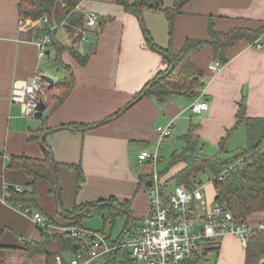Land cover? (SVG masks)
Here are the masks:
<instances>
[{"label": "crops", "instance_id": "0c3cea01", "mask_svg": "<svg viewBox=\"0 0 264 264\" xmlns=\"http://www.w3.org/2000/svg\"><path fill=\"white\" fill-rule=\"evenodd\" d=\"M138 1L128 0L130 3ZM161 1L164 7L172 6L173 0ZM17 2L0 0V264H54L56 255L63 264H69L78 247L74 251L66 249L55 253L57 242L51 240L45 247L50 253L48 257L42 252L30 254L27 247L32 241H40L43 232L61 233V228L73 221L64 212L72 211L75 205L110 197L120 203L128 201L127 211L111 224L114 227L119 217L126 216L122 231L112 238L103 230L110 241L125 235L129 227L138 226L147 208L145 183L153 170L148 161L140 162L138 155L155 149L157 126H171V135L163 141L156 164L158 173H162V182L171 191L176 184L169 177L181 164L165 172L166 164L173 151L185 146L182 137L190 129L198 139L197 146H201L203 140L202 146L205 141L211 146L218 144L219 151L226 153L232 147L246 145L245 125L236 118L241 103L246 117H264L263 36L258 39L263 43L259 48L244 40L228 48L226 62L213 73L207 69L217 56L214 57L212 48L205 45L199 51H191V62L201 70L195 95L174 94L163 104L151 96H143L102 123L132 101L136 93L166 67L162 54L147 45L144 30L156 47L170 48L177 54L187 39H206L210 22L220 32L264 27V0H189L174 17L171 33L162 12L143 7L141 16L137 17L117 0H80L76 10L94 11L100 17L96 28L85 30L86 40L81 39L79 45L82 52L89 47L94 51L85 65H79L66 50L60 54V60L73 75L72 88L55 109L50 111L46 107L42 117L34 121H26L32 119L22 117L20 105L11 100L13 83L41 75L42 62L35 44L38 24L27 20L19 23ZM61 7L60 2L55 3L54 19ZM60 32L67 40L63 31ZM48 50L46 56L53 54L51 48ZM60 76L61 72L53 78L54 83ZM196 97L208 103V110L201 114L191 113L189 108ZM70 123L90 127L72 130L65 127ZM237 129L242 134L238 142L229 144L231 148L222 145ZM38 134V138H33ZM231 139L236 141L234 136ZM169 145L171 150H180H173L165 160L162 150ZM45 147L56 164L58 197L52 188L53 182L40 180L34 200L25 199L22 203L48 219L50 227L42 229L18 209L19 202L8 199L9 195L6 197V192L10 188L29 191L32 181L23 168L9 165L10 158L20 155L42 158ZM235 153L236 150L219 157ZM77 167L84 177L78 188ZM209 179L201 185L206 201L212 204L215 187ZM263 217L264 212L254 213L245 223L255 229ZM102 222L105 226L108 221ZM79 225L83 227L81 221ZM210 253L215 254L213 264H245V248L233 234L224 235L217 249L206 256Z\"/></svg>", "mask_w": 264, "mask_h": 264}, {"label": "trees", "instance_id": "16d2710c", "mask_svg": "<svg viewBox=\"0 0 264 264\" xmlns=\"http://www.w3.org/2000/svg\"><path fill=\"white\" fill-rule=\"evenodd\" d=\"M79 1L18 0L17 2L18 16L21 20L35 21L46 15L48 17V23L41 30H44L51 24H58L49 32V48L53 51V59L51 62L59 66L61 71V76L54 83L53 88L47 90L48 97L45 104L50 111L55 109L65 99L74 81L70 68L60 60V54L66 50L79 65H85L90 53L94 51L93 47H89L85 52H82L79 47L86 30L82 11L75 9ZM188 1L173 0L172 6L168 8L164 7L161 0H139L138 2L132 3L128 2V0H117L126 11L135 14L137 17L141 16L143 7L162 12L168 20L170 33L174 17L180 13ZM56 2H60L62 7L59 15L54 19L53 10ZM60 31H63V34L68 38L66 41L60 39ZM207 35L206 39H187L179 52L173 54L170 48L162 49L156 47L147 31L144 30L147 45L162 54L166 62V67L157 72L136 93L132 99V103L143 96H151L157 103L163 104L167 97L174 94L195 95L196 87L200 84L199 78L201 76V70L191 62L189 57L191 51H199L205 45H208L212 48L214 57L217 55L215 59H218L224 64L227 60L225 51L228 48L242 40L253 43L255 40L260 39V37L264 36V27L262 26L257 29L234 28L227 32H220L216 31L212 22H210ZM117 114H119V111L102 121V123L107 122ZM236 118L245 125L246 145L237 149L233 156L220 158L216 155L205 156L196 152L195 149L198 145V139L195 138L192 129H190L182 137L185 141V146L180 151H173L170 154L165 172H168L173 166L181 164L169 178L175 184L183 183L187 187L193 188L199 182L200 174L208 172L211 177L219 175L224 169L241 158L242 162L239 165L231 169L221 180L213 182L215 187L214 203L222 206L225 210H229L235 219L245 222L248 216L254 213L264 212V117H246L244 104L241 103ZM65 127L72 130H84L89 128L90 125L70 123ZM42 130L47 131L46 128ZM39 136L40 134L33 138H38ZM9 165L14 168H23L26 174L32 177L29 191L9 189L8 199L14 200L16 203H23L25 199L34 200L38 182L40 180L52 182V176L53 174L55 175L56 168V164L51 158V152L47 147H45L42 158L28 157L25 155L12 156ZM159 176H162V173H159ZM83 178L81 169L77 167L76 188L79 187ZM141 179L144 180L143 177ZM53 186L52 188H54ZM54 189L58 197L57 186ZM127 203V200L120 203L115 198L110 197L105 200L75 205L72 211L64 212V215L72 217L73 221L70 225L80 228H83L79 225L80 221L83 218L92 216H99L104 222L108 221L110 224H113L116 217L122 212L127 211L125 210ZM100 232L103 233V230H100ZM51 240L57 242V251L55 253H60V251L66 249H72L74 251L82 244L80 240L70 237L66 232L58 234L43 232L40 241H32L27 248L30 250V254L42 252L48 257L50 253L45 250V247ZM216 249L217 246L210 248L205 255L192 258L190 263L198 264L209 252L215 251ZM261 257H264V230L258 228L251 229L247 235L245 264H257ZM107 258V262L104 264H134L129 259L128 251L125 248H118L112 251Z\"/></svg>", "mask_w": 264, "mask_h": 264}, {"label": "built area", "instance_id": "2783aa9c", "mask_svg": "<svg viewBox=\"0 0 264 264\" xmlns=\"http://www.w3.org/2000/svg\"><path fill=\"white\" fill-rule=\"evenodd\" d=\"M78 5L79 3L75 9H79ZM83 16L86 29L98 26L100 17L96 12L87 11ZM24 22L19 21L20 24ZM34 22L38 24L39 31L35 40L37 56L43 59L50 45L49 32L58 24H51L41 30L48 23L46 15ZM82 39L86 40L84 35ZM252 45L257 48L262 46L259 40H255ZM221 66L222 63L214 59L207 69L213 73ZM47 84L39 74L13 83L11 100L20 105L22 117L33 118L38 103L46 102ZM189 108L192 113L201 114L208 110V103L196 97ZM156 133L155 149L152 152L142 151L138 155L140 162L148 161L153 167L149 176L151 184L146 187L147 208L140 224L129 227L125 235L113 241L98 230L73 225L62 227V232L82 243L73 253L69 264H104L108 255L118 248L127 249L128 257L134 264H192V258L205 255L210 248L217 246L226 234L235 235L242 247H246L247 235L251 229L244 221L235 219L229 210L215 203H208L202 190L203 185L189 188L181 183L174 185L171 191L167 190L156 164L163 141L171 135V126H157ZM241 162V158L237 159L219 175L212 176L209 181L213 183L221 180ZM8 195L9 192H6V197ZM17 206L36 226L42 229L50 227L41 212L22 203ZM256 228L264 230V217ZM54 264H63L59 255L55 257Z\"/></svg>", "mask_w": 264, "mask_h": 264}, {"label": "rangeland", "instance_id": "374dc122", "mask_svg": "<svg viewBox=\"0 0 264 264\" xmlns=\"http://www.w3.org/2000/svg\"><path fill=\"white\" fill-rule=\"evenodd\" d=\"M59 37H60V39L62 41H66L65 40L66 38L61 35V32H60ZM262 45H263V43H262ZM52 56H53V54L51 53V55H48L44 59H41L42 62H41V66H40V74H45V75H48V76L54 78V77H58L60 75V72L61 71L59 69L60 68L59 66H57V65H55V64H53L51 62L52 59H53ZM54 73H55V75H54ZM131 103H132V101H130L129 103H127L126 105H124V107H122L120 109L119 113H121V111L127 105H130ZM31 119L32 120H26V121H34L37 118L33 117ZM232 134L230 135V137L232 138V136H234V139L236 141H232V139L230 137H226V139H224V142L222 143V145H225V147H227V148H231V147H228V146H230L229 144L233 145V144L237 143L238 142L237 138H239V136L242 135V134H240L239 129H237V131L232 132ZM225 135H224V137H225ZM202 143H204L203 140H201V142H200L201 146H197V148L195 149V151L196 152H201L203 155H206V156H212V155L224 156L225 154H232L235 150L239 149V147L238 148L232 147L233 149H229L228 152L223 153L222 151H219L218 144L215 145V146H211L210 144H208L205 141V145L202 146ZM170 147H171L170 145L169 146H165L163 148V150H162V153H163V156L165 157V160L168 159L169 154L173 150H180L177 147H175L177 149H172L171 150ZM217 151H219V152H217ZM134 168L136 169V162L134 164ZM209 177H210V175H209L208 172H205V173L200 174V176H199V182H197L195 186L201 185L202 183H207ZM208 185H210V184H208ZM125 221H126V216H121V217H119L117 219L116 225L114 227H112L109 222H107L105 224V226H103L102 225L103 222H102L101 217H99V216H92V217L83 218L81 220V225L85 229L98 230V231L104 230V232L107 234V236L112 237V238H115L119 234V232L122 231V229L124 227V224H125ZM214 260H215V254L214 253H210L208 256H206L205 258H203L198 264H213Z\"/></svg>", "mask_w": 264, "mask_h": 264}, {"label": "water", "instance_id": "95a60500", "mask_svg": "<svg viewBox=\"0 0 264 264\" xmlns=\"http://www.w3.org/2000/svg\"><path fill=\"white\" fill-rule=\"evenodd\" d=\"M46 54H49V50H47ZM48 84H47V88L48 89H52L53 85H54V80L52 77L45 75V74H41L40 75ZM132 104V103H131ZM129 105H127L122 111H124ZM46 109V104L42 101H40L37 105V111L34 114V117L37 119H40L42 117V114L44 112V110ZM121 111V112H122ZM43 136L40 138V141L42 142ZM52 182L54 184V188L56 187V178L55 175L53 174L52 176ZM151 181L148 179L145 183L146 186H150ZM258 264H264V257H261Z\"/></svg>", "mask_w": 264, "mask_h": 264}]
</instances>
